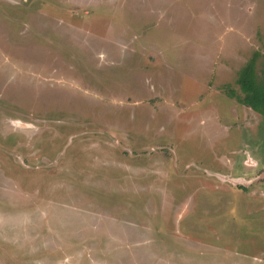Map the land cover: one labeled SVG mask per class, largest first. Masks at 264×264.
<instances>
[{"label": "rangeland", "instance_id": "374dc122", "mask_svg": "<svg viewBox=\"0 0 264 264\" xmlns=\"http://www.w3.org/2000/svg\"><path fill=\"white\" fill-rule=\"evenodd\" d=\"M263 49L264 0H0V264H264Z\"/></svg>", "mask_w": 264, "mask_h": 264}, {"label": "trees", "instance_id": "16d2710c", "mask_svg": "<svg viewBox=\"0 0 264 264\" xmlns=\"http://www.w3.org/2000/svg\"><path fill=\"white\" fill-rule=\"evenodd\" d=\"M236 83L241 94L229 89L228 96L236 98L239 103L254 112L264 114V49L263 52H253L240 68Z\"/></svg>", "mask_w": 264, "mask_h": 264}]
</instances>
